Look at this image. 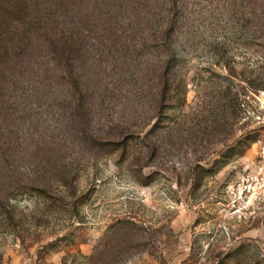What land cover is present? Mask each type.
I'll list each match as a JSON object with an SVG mask.
<instances>
[{"label":"rangeland","instance_id":"374dc122","mask_svg":"<svg viewBox=\"0 0 264 264\" xmlns=\"http://www.w3.org/2000/svg\"><path fill=\"white\" fill-rule=\"evenodd\" d=\"M35 5L0 108V264H264V0Z\"/></svg>","mask_w":264,"mask_h":264},{"label":"trees","instance_id":"16d2710c","mask_svg":"<svg viewBox=\"0 0 264 264\" xmlns=\"http://www.w3.org/2000/svg\"><path fill=\"white\" fill-rule=\"evenodd\" d=\"M32 4L33 0H0V108H3V104L9 101L7 97L9 98L11 96L10 93L20 88H26L29 83L27 75L16 77L14 73L16 74L17 68L15 67L17 65V60H20L22 56L28 53V51L24 50V46L37 43L36 39L33 38L32 32L35 31L34 29L37 28L36 24L40 23V21L43 20L42 17H45L46 14L44 12L42 13V9L39 11V8H37L40 7L39 5H35L37 9L36 16H38L37 20L39 21L36 22L37 20L34 17ZM49 9L51 10L52 8L49 7ZM61 37L63 38V36ZM69 37L66 38L63 45H61L59 41H55L52 43L55 45L51 44L50 48L54 51L68 50L66 53H69V56H67V68L70 66L71 68L67 70L64 77L66 79L67 89L70 91V95L76 97L83 96L79 91L78 76H75V72L72 68L71 56L76 52V49L68 42V39H70ZM77 93L79 94L77 95ZM80 111L86 115L84 108H80ZM1 112L2 109H0V116L2 115ZM100 143L101 141L90 142L91 145H98ZM109 144H114L115 146L118 144L123 151L122 153H126L130 148V137L124 138L118 142L110 141ZM42 192L46 193L47 191L42 190Z\"/></svg>","mask_w":264,"mask_h":264},{"label":"built area","instance_id":"2783aa9c","mask_svg":"<svg viewBox=\"0 0 264 264\" xmlns=\"http://www.w3.org/2000/svg\"><path fill=\"white\" fill-rule=\"evenodd\" d=\"M252 178L264 186V143L259 146L258 158L253 163Z\"/></svg>","mask_w":264,"mask_h":264}]
</instances>
